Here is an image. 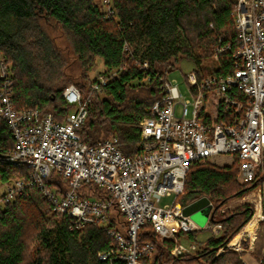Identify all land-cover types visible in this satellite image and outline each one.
Instances as JSON below:
<instances>
[{"label": "trees", "instance_id": "16d2710c", "mask_svg": "<svg viewBox=\"0 0 264 264\" xmlns=\"http://www.w3.org/2000/svg\"><path fill=\"white\" fill-rule=\"evenodd\" d=\"M235 1L112 0L114 17L108 18L99 0H0V52L10 68L13 107L49 111L64 120L71 106L61 97L62 90L74 84L84 92L88 72L100 56L102 72L115 74L91 94L79 134L87 144L117 136L123 153L131 155L137 149L139 121L163 95L157 75L166 76L184 58L201 65L208 57L209 73L233 72ZM56 27L64 32L72 58L56 46L50 33ZM225 45L230 48L213 59V49ZM72 63L80 69L78 77L66 71ZM13 146L11 130L0 119V186L28 174L26 166L3 159ZM237 174L236 158L227 166L202 161L189 167L176 200L187 205L207 198L213 205L209 222H219L220 229L200 241L196 240L200 230L176 233V239L184 236L197 247L191 254L172 256L174 240L159 241L148 226L143 227L139 238L156 245L151 264H244V250L226 245L248 223L253 207L243 204L223 213L219 208L254 189L264 176L259 168L253 181L241 183ZM117 226L123 229L124 222L74 228L69 216L52 211L37 187L25 186L0 208V264H103L97 254L116 246L108 229ZM241 243L246 247L245 241ZM219 249L223 251L217 254Z\"/></svg>", "mask_w": 264, "mask_h": 264}, {"label": "built area", "instance_id": "2783aa9c", "mask_svg": "<svg viewBox=\"0 0 264 264\" xmlns=\"http://www.w3.org/2000/svg\"><path fill=\"white\" fill-rule=\"evenodd\" d=\"M99 2L105 17H114L112 0ZM232 15L237 36L233 72L226 76L195 70L185 73L191 98L182 101L176 80L168 74L157 75L163 95L139 121L137 149L131 155L123 153L117 136L87 144L79 134L91 94L115 71L97 72L87 82L86 92L67 85L61 97L71 110L59 121L49 111L13 107L10 68L0 52V119L9 126L14 141L3 159L28 169L25 178L2 186L0 208L25 186H35L52 211L69 216L74 228L123 221V229H108L116 246L98 252L103 264H145L153 259L156 245L139 238L146 226L159 241L174 240L169 249L172 256L195 252V242L184 244L175 238L176 233L201 230L189 215L182 214L185 205L176 200L189 167L214 155L229 154L238 161L241 183L253 181L258 169L264 168V0H236ZM229 48L215 47L212 58ZM164 195H172L173 200L158 205ZM259 217L264 219L261 211ZM220 226L209 222L207 228L216 234ZM233 245L229 242L226 248H240Z\"/></svg>", "mask_w": 264, "mask_h": 264}, {"label": "rangeland", "instance_id": "374dc122", "mask_svg": "<svg viewBox=\"0 0 264 264\" xmlns=\"http://www.w3.org/2000/svg\"><path fill=\"white\" fill-rule=\"evenodd\" d=\"M51 36L53 37L56 46L62 50L64 53L68 54L70 58H72L71 52H69V48L66 47L67 38L65 37L64 32L61 28H52L50 29ZM209 57L208 58H202L201 65L194 64L191 60H188L186 58L180 60L178 62V65L175 66L171 71L168 72V77L170 79H175L177 82V86L179 90L182 92L181 101L185 99H190V95L186 90L185 81H184V75L185 73L195 70L200 73H207L208 71V64H209ZM103 63L102 58L100 56L95 57V62L93 67L88 72V79L85 80V89L84 92L87 90V82L99 71H102ZM67 73L70 76L78 77L80 73V69L77 64L72 63L67 67ZM179 105L177 106L178 110ZM71 110V109H70ZM191 111V106H189V113ZM209 162L213 163L217 166H227L231 165L234 162V159L229 154H218L214 155L209 159ZM264 166V162H263ZM260 174L264 176V168H261ZM238 180V179H237ZM239 182V181H238ZM258 187L260 190H258ZM3 193V187L0 186V195ZM173 200L172 195H164L161 196L159 201L157 202L158 205H164L171 203ZM248 204L253 207V213L249 220L252 219L254 213L256 212V207L259 208V211H261L264 214V177L259 185H257L254 189H251L247 191L244 195H242L239 198L232 199L228 201L225 205L221 206L219 208V213H223L225 211L234 210L237 207ZM260 205V206H259ZM210 207H207L205 210H209ZM205 211H197L194 214L190 216V218L201 228L200 231L196 234V240H204L205 238L211 236L213 233L212 231L207 228V225L209 224L208 218H206L203 214ZM120 220H122V217H120ZM248 220V221H249ZM257 222L253 225H251L249 228L244 229V227L247 225H244L241 230L234 236L237 237L236 242L233 245V247L240 246L239 249H230L235 251H242L244 250V255L242 256V260L244 264H264V219L256 220ZM254 228V230H253ZM253 232V234H249V232ZM180 240L187 244L189 241H192L184 236H181ZM242 241L246 242V247H243L241 244ZM230 242V241H229ZM231 243V242H230ZM228 249V248H227ZM223 249H221V252ZM150 264L152 263V259L149 261ZM166 264V263H164ZM194 264H200L194 263Z\"/></svg>", "mask_w": 264, "mask_h": 264}, {"label": "water", "instance_id": "95a60500", "mask_svg": "<svg viewBox=\"0 0 264 264\" xmlns=\"http://www.w3.org/2000/svg\"><path fill=\"white\" fill-rule=\"evenodd\" d=\"M207 207L210 209L207 211L205 210ZM205 211L203 214L206 218L212 219L213 216V208H211V204L209 200L205 197H201L185 206L182 207V214L191 216L197 211Z\"/></svg>", "mask_w": 264, "mask_h": 264}, {"label": "bare ground", "instance_id": "6f19581e", "mask_svg": "<svg viewBox=\"0 0 264 264\" xmlns=\"http://www.w3.org/2000/svg\"><path fill=\"white\" fill-rule=\"evenodd\" d=\"M260 216V211H259V208L258 210L254 213L253 217L251 220L248 221L247 225L244 227L245 230H247L246 228H249L251 225L255 224L257 221L256 220H259V217ZM254 230V228H253ZM248 231V230H247ZM254 231L252 232H249V234H253ZM236 239L237 237L233 238L230 242L231 244H234L236 242Z\"/></svg>", "mask_w": 264, "mask_h": 264}]
</instances>
